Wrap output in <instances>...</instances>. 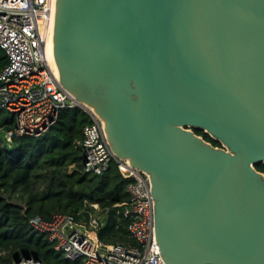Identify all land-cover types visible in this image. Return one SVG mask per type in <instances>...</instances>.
Listing matches in <instances>:
<instances>
[{
    "label": "water",
    "instance_id": "1",
    "mask_svg": "<svg viewBox=\"0 0 264 264\" xmlns=\"http://www.w3.org/2000/svg\"><path fill=\"white\" fill-rule=\"evenodd\" d=\"M49 42L72 105L148 176L164 263L264 264V0H53Z\"/></svg>",
    "mask_w": 264,
    "mask_h": 264
},
{
    "label": "built area",
    "instance_id": "2",
    "mask_svg": "<svg viewBox=\"0 0 264 264\" xmlns=\"http://www.w3.org/2000/svg\"><path fill=\"white\" fill-rule=\"evenodd\" d=\"M52 2L21 0L20 4L10 5L0 0V49L7 60L0 71V109L15 118L14 128L6 134L8 140L13 136L40 135L55 123L60 109L75 107L72 96L59 85L47 58L49 28L45 31L44 26L50 21ZM86 112L91 122L83 127V139L78 143L83 153V171L102 174L114 160L123 176L134 178L127 185L129 198L122 212L128 221V238L133 243H116L104 249L89 228L63 213L54 214L50 220L34 216L29 220L31 227L45 234L54 249L69 261L165 264L155 239L148 176L114 158L103 122ZM16 264L43 263L36 258L21 257Z\"/></svg>",
    "mask_w": 264,
    "mask_h": 264
},
{
    "label": "trees",
    "instance_id": "3",
    "mask_svg": "<svg viewBox=\"0 0 264 264\" xmlns=\"http://www.w3.org/2000/svg\"><path fill=\"white\" fill-rule=\"evenodd\" d=\"M6 61L0 49V71ZM90 122L84 109L65 107L44 133L8 140L15 118L0 109V264H14L23 256L43 264H84L82 259H65L45 234L33 229L29 220L34 216L50 220L57 213L71 215L96 235L104 249L133 243L122 212L129 198L127 185L134 178L123 176L114 160L102 174L83 171L78 143ZM195 133L219 146L202 131ZM255 168L264 174V164Z\"/></svg>",
    "mask_w": 264,
    "mask_h": 264
},
{
    "label": "bare ground",
    "instance_id": "4",
    "mask_svg": "<svg viewBox=\"0 0 264 264\" xmlns=\"http://www.w3.org/2000/svg\"><path fill=\"white\" fill-rule=\"evenodd\" d=\"M2 1L5 2V4H9V3L6 2V0H2ZM10 5H11V4H10ZM52 5H53V2H52ZM51 17H52V6H51V9H50V19L48 18V16H47V18L51 21ZM50 21H47V22L45 23V26H44L45 31H46L48 28L50 29ZM49 44H50V42H48V45H49ZM47 58H48V61H49L50 65H51V67H52L51 60H50L49 53H48V49H47ZM52 69H53V67H52ZM53 71H54V69H53ZM54 73H55V71H54Z\"/></svg>",
    "mask_w": 264,
    "mask_h": 264
},
{
    "label": "rangeland",
    "instance_id": "5",
    "mask_svg": "<svg viewBox=\"0 0 264 264\" xmlns=\"http://www.w3.org/2000/svg\"><path fill=\"white\" fill-rule=\"evenodd\" d=\"M7 3L11 5L20 4L21 0H6Z\"/></svg>",
    "mask_w": 264,
    "mask_h": 264
}]
</instances>
